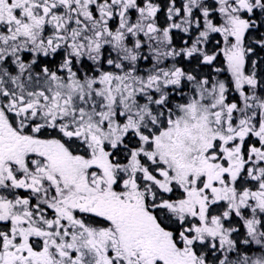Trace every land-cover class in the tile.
<instances>
[{
  "label": "snow or ice",
  "instance_id": "obj_1",
  "mask_svg": "<svg viewBox=\"0 0 264 264\" xmlns=\"http://www.w3.org/2000/svg\"><path fill=\"white\" fill-rule=\"evenodd\" d=\"M0 264H264V0H0Z\"/></svg>",
  "mask_w": 264,
  "mask_h": 264
}]
</instances>
